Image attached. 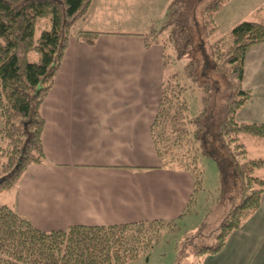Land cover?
I'll return each instance as SVG.
<instances>
[{
	"label": "trees",
	"instance_id": "1",
	"mask_svg": "<svg viewBox=\"0 0 264 264\" xmlns=\"http://www.w3.org/2000/svg\"><path fill=\"white\" fill-rule=\"evenodd\" d=\"M93 1L0 0V196L15 188L31 166L46 160L42 106L75 27L86 18ZM228 1L173 0L161 28L153 25L144 36L145 47L161 45L164 65L169 67L172 60L191 53L196 41L203 48V38L218 27L216 13ZM231 33L233 44L227 51L222 49L223 39L209 46L212 63H205L212 65L216 80L204 75L199 59H192L164 81L151 125L162 167L188 172L193 178L194 191L183 214L171 221L78 225L46 232L2 205L0 264H129L159 246L167 235L176 237L181 221L195 218L200 222L180 242L177 259L189 255L203 259L221 252L229 237L260 208L264 194V179L256 175L264 168V158H250L242 141L250 136L264 142V124L237 120L252 95L244 86L246 58L251 48L264 43V23L245 20ZM99 35L83 31L79 41L94 45ZM33 54L39 56L38 62L30 61ZM193 91L200 92L203 103L196 115H191L187 99ZM222 92L221 109L216 101ZM206 160L216 163L221 186L205 215L198 205Z\"/></svg>",
	"mask_w": 264,
	"mask_h": 264
},
{
	"label": "crops",
	"instance_id": "2",
	"mask_svg": "<svg viewBox=\"0 0 264 264\" xmlns=\"http://www.w3.org/2000/svg\"><path fill=\"white\" fill-rule=\"evenodd\" d=\"M128 1L94 0L75 27L42 106L46 160L0 196V206L42 231L177 220L193 194L191 174L162 167L155 152L151 125L168 67L162 46L145 47L154 23L147 34L115 27L129 18L115 6L126 9ZM83 31L100 33L94 45L79 41ZM244 86L252 95L237 120L264 124V43L247 55ZM256 144L264 158V142ZM202 264H264V194L223 250Z\"/></svg>",
	"mask_w": 264,
	"mask_h": 264
},
{
	"label": "rangeland",
	"instance_id": "3",
	"mask_svg": "<svg viewBox=\"0 0 264 264\" xmlns=\"http://www.w3.org/2000/svg\"><path fill=\"white\" fill-rule=\"evenodd\" d=\"M172 1L173 0H131V2H127L128 6L126 9L124 3H118L115 6V9L122 13L127 10L129 18L124 20L125 17H123L118 20V24L115 27H130L131 24V33H139L141 31V33L147 34L150 30L151 24L154 23L156 28L159 29L167 19L169 4H171ZM244 20H253L264 23V0H229L225 3L222 10L215 15V22L218 26L217 29L208 37L203 38V48L201 46V41H196L195 49L191 53L178 60H172L167 69L168 76L181 71L192 59L196 58L201 62L204 75L211 79L215 78L212 65H207V63H212L209 56V46L215 41L223 39L222 49L227 51L233 44L231 32L235 23ZM38 36H40V32L37 33V37ZM160 46L161 45H159L158 48H161ZM29 58L32 62L39 61V56L36 54L31 55ZM217 79L219 78L217 77ZM200 97V92L198 91H193L188 94L187 99L191 115L198 114L199 110L202 108L203 103H201ZM224 97L225 93L223 92L218 95V101H216L218 108L222 109ZM0 125L2 126L1 113ZM242 141L248 149L250 158H258L259 156H262L260 149L256 146V139H253L250 136H244L242 137ZM203 168L202 193L199 195L198 207L200 208V212L206 215L214 204V202H210H212L213 199H216L219 195L221 183L217 165L214 161H204ZM256 175L259 176V172H257ZM199 222L200 218L181 221L180 226L182 228L176 237L167 235L159 246H155L154 249L145 256H142L138 260L129 264H199L200 260L203 262L205 257L200 259L194 255L182 257L180 260L177 259V251L181 248L180 242H182L188 234L195 231L194 229H196ZM209 230H212V228L209 227ZM215 233H217V231ZM213 239H209L208 242H212ZM178 243L180 245L179 247Z\"/></svg>",
	"mask_w": 264,
	"mask_h": 264
}]
</instances>
